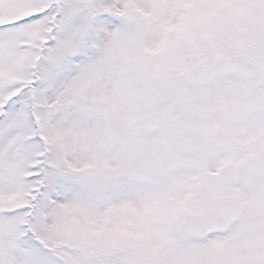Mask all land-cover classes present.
I'll use <instances>...</instances> for the list:
<instances>
[{
	"label": "snow or ice",
	"instance_id": "6c2138e0",
	"mask_svg": "<svg viewBox=\"0 0 264 264\" xmlns=\"http://www.w3.org/2000/svg\"><path fill=\"white\" fill-rule=\"evenodd\" d=\"M0 264H264V0H0Z\"/></svg>",
	"mask_w": 264,
	"mask_h": 264
}]
</instances>
